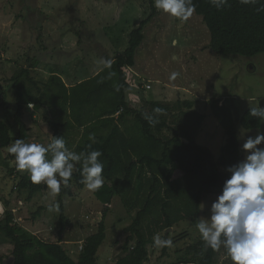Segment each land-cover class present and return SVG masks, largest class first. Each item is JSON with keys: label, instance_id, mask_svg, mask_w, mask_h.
Segmentation results:
<instances>
[{"label": "trees", "instance_id": "obj_1", "mask_svg": "<svg viewBox=\"0 0 264 264\" xmlns=\"http://www.w3.org/2000/svg\"><path fill=\"white\" fill-rule=\"evenodd\" d=\"M149 1L152 13L130 32L128 46L110 68L104 66L95 76L72 86L57 73L38 82L27 67L12 76L18 132L12 135L10 126L0 118V169L15 178V189L26 202H33L49 188L44 183H32L27 172L16 170L14 156L8 152L5 157L3 153L16 139L28 142L30 127L24 114L31 110L44 114L43 119L53 132L51 140L62 136L76 153L99 150L103 155L98 159L104 164L103 187L94 192L103 204L101 219L97 231L83 241L81 248L76 247V257L61 236L69 221L64 198L74 196V186L85 188L79 172L73 173L67 188L62 186L51 206L59 208L61 228L56 242L19 225L9 202H5L8 207L0 216V243H13V264H101L99 251L107 237L106 220L116 196L132 220L125 227L126 254L112 264H145L154 237L182 221H196L203 201L220 193L228 177L226 166L243 159L232 109L219 104V100L214 99L211 104L215 117L225 128L227 141L214 161L208 149L196 141L205 116L194 110L191 101L171 104L146 100L137 109L127 99L130 83L126 68L136 66L137 52L146 38L145 28L157 14L153 0ZM193 3L195 13L209 29L212 51L247 58L264 54V0L255 5L228 0V5L220 10L210 0ZM142 87L151 89L149 84ZM29 104H34V108H29ZM249 111L250 108L240 117L241 126L248 130L261 128V121L251 117ZM51 207L39 206L34 215ZM220 249L214 251L199 240L186 247L181 260L186 264H216ZM223 251L227 256L224 248ZM3 259L0 255V263Z\"/></svg>", "mask_w": 264, "mask_h": 264}, {"label": "rangeland", "instance_id": "obj_2", "mask_svg": "<svg viewBox=\"0 0 264 264\" xmlns=\"http://www.w3.org/2000/svg\"><path fill=\"white\" fill-rule=\"evenodd\" d=\"M151 13L149 0H0V118L10 126L12 135L18 132L14 119L16 92L12 85L15 73L27 67L38 82L57 73L71 86L95 75L105 61L122 55L130 32ZM145 34L136 66L126 68L130 83L127 99L135 108H142L146 100L171 104L191 101L194 110L205 116L196 141L208 149L214 161L227 141L225 128L212 108L214 99L232 109L239 138L240 132L256 135L257 129L243 128L239 119L250 107H264V54L254 58L218 55L210 49L209 29L195 11L187 21H182L157 10ZM174 40L178 42L175 46ZM173 72L179 73L176 79H170ZM147 84L151 89L142 87ZM43 118L40 111L24 114L30 127L28 142L47 145L51 141L53 132ZM258 129L264 131V124ZM7 154L4 151L5 157ZM13 180L4 168L0 169V201L4 209L8 207L5 202H9L19 225L47 241H58L59 208L51 206L59 194L54 195L49 189L33 202H26ZM74 193L73 197L64 198L69 221L61 237L76 257V247L81 248L83 241L97 231L103 204L86 187L74 186ZM215 199L209 196L203 201L196 221L188 219L168 233H160L162 239H171L173 246L159 248L153 242L145 264H186L181 256L186 247L201 240L196 224L201 216L210 215L209 208ZM39 206L52 209L35 216ZM131 220L116 196L106 220L107 237L99 251L101 264H112L126 254L125 227ZM12 251L13 243H0V255L4 256L0 264H13ZM216 264H232L223 248Z\"/></svg>", "mask_w": 264, "mask_h": 264}, {"label": "clouds", "instance_id": "obj_3", "mask_svg": "<svg viewBox=\"0 0 264 264\" xmlns=\"http://www.w3.org/2000/svg\"><path fill=\"white\" fill-rule=\"evenodd\" d=\"M154 7L173 18L187 21L195 11L193 0H153ZM258 0H240L243 5H255ZM217 10L228 5V0H210ZM175 46L178 42L173 41ZM113 61L104 62L110 68ZM179 73L173 72L170 79ZM32 108V104L28 105ZM161 112V109H156ZM249 115L264 124V107H250ZM240 132L243 139V159L228 165V177L212 201L207 217L196 224L204 245L214 251L223 247L232 264H264V131L255 136ZM14 156L16 170L29 173L34 184L44 183L54 195L62 186L67 188L74 172L81 175V183L92 192L104 184V164L98 159L99 150L76 153L70 150L62 136H55L47 145L16 139L8 147ZM79 166V167H78ZM203 210V207H201ZM159 248L172 247L171 239L154 237Z\"/></svg>", "mask_w": 264, "mask_h": 264}, {"label": "built area", "instance_id": "obj_4", "mask_svg": "<svg viewBox=\"0 0 264 264\" xmlns=\"http://www.w3.org/2000/svg\"><path fill=\"white\" fill-rule=\"evenodd\" d=\"M32 108H34V104H32ZM5 208V205L3 204V202L0 201V216H2L5 212L6 209Z\"/></svg>", "mask_w": 264, "mask_h": 264}, {"label": "crops", "instance_id": "obj_5", "mask_svg": "<svg viewBox=\"0 0 264 264\" xmlns=\"http://www.w3.org/2000/svg\"><path fill=\"white\" fill-rule=\"evenodd\" d=\"M104 66H105V65H104ZM104 66H102V67L96 72V74H97V73H98V72H99ZM96 74H95V75H96ZM95 75H93V76H95ZM93 76H91V77H93ZM91 77H89V78H91ZM85 79H88V78H84L83 80H85ZM83 80H82V81H83ZM79 82H81V81H79ZM73 85H74V84H73ZM71 86H72V85H71Z\"/></svg>", "mask_w": 264, "mask_h": 264}, {"label": "water", "instance_id": "obj_6", "mask_svg": "<svg viewBox=\"0 0 264 264\" xmlns=\"http://www.w3.org/2000/svg\"><path fill=\"white\" fill-rule=\"evenodd\" d=\"M173 228H169L168 230H167V233L170 231V230H172Z\"/></svg>", "mask_w": 264, "mask_h": 264}]
</instances>
